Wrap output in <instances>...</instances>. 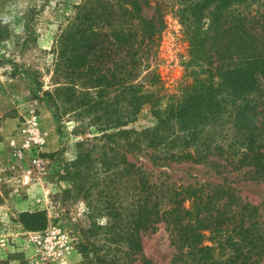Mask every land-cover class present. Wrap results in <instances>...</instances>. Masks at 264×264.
<instances>
[{"label": "trees", "instance_id": "16d2710c", "mask_svg": "<svg viewBox=\"0 0 264 264\" xmlns=\"http://www.w3.org/2000/svg\"><path fill=\"white\" fill-rule=\"evenodd\" d=\"M169 13L187 41L185 67L196 68L177 92L164 91L155 73L149 84L136 82ZM52 54L48 88L38 82L36 91L57 118L69 114L78 128L97 130L98 162L126 185L127 230L119 236L129 258L153 264L141 232L163 224L169 264H264L263 210L226 182L231 174L264 180V0H83ZM143 107L151 124L127 127ZM139 143L153 165L207 163L225 174L222 183L184 185L167 174L152 181L128 157ZM18 221L32 231L48 223L43 210L19 212Z\"/></svg>", "mask_w": 264, "mask_h": 264}, {"label": "rangeland", "instance_id": "374dc122", "mask_svg": "<svg viewBox=\"0 0 264 264\" xmlns=\"http://www.w3.org/2000/svg\"><path fill=\"white\" fill-rule=\"evenodd\" d=\"M82 1L0 0V262L5 264H141L127 256L119 236L127 230L129 198L124 180L117 182L97 160V141L92 140L97 130L78 128L69 114L57 118L42 91H36L38 82L48 88L55 37ZM165 19L158 49L136 82L149 84L155 73L164 91L177 92L196 68L185 67L188 45L177 17L169 13ZM31 121L39 143L29 140ZM151 122L143 107L127 127L140 130ZM127 154L147 169L152 181L167 174L184 185L215 186L225 176L207 163L153 165L143 143ZM226 182L260 205L264 215V180L231 174ZM114 200L118 215L109 209ZM36 210L45 212L47 226L25 229L19 212ZM141 234L143 254L153 264H169L173 247L163 224Z\"/></svg>", "mask_w": 264, "mask_h": 264}, {"label": "built area", "instance_id": "2783aa9c", "mask_svg": "<svg viewBox=\"0 0 264 264\" xmlns=\"http://www.w3.org/2000/svg\"><path fill=\"white\" fill-rule=\"evenodd\" d=\"M26 130L28 131V134L30 135L29 140H33L36 143H39L41 141V137H40L39 132L37 130L35 121H31L30 124L28 125V127L26 128ZM54 252H56L55 254H59L58 250L54 251Z\"/></svg>", "mask_w": 264, "mask_h": 264}]
</instances>
